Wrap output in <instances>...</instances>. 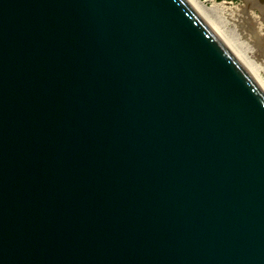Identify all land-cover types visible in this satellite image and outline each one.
Wrapping results in <instances>:
<instances>
[{"label": "water", "instance_id": "95a60500", "mask_svg": "<svg viewBox=\"0 0 264 264\" xmlns=\"http://www.w3.org/2000/svg\"><path fill=\"white\" fill-rule=\"evenodd\" d=\"M0 264H264V92L184 0H0Z\"/></svg>", "mask_w": 264, "mask_h": 264}, {"label": "rangeland", "instance_id": "374dc122", "mask_svg": "<svg viewBox=\"0 0 264 264\" xmlns=\"http://www.w3.org/2000/svg\"><path fill=\"white\" fill-rule=\"evenodd\" d=\"M199 2L205 8L214 10L212 12L213 16L216 14L214 19L223 23L220 25L242 46L246 56L258 66L264 81V8L253 5L250 15H247L242 9L246 4L245 0H199Z\"/></svg>", "mask_w": 264, "mask_h": 264}, {"label": "bare ground", "instance_id": "6f19581e", "mask_svg": "<svg viewBox=\"0 0 264 264\" xmlns=\"http://www.w3.org/2000/svg\"><path fill=\"white\" fill-rule=\"evenodd\" d=\"M190 8L209 26V28L216 34V36L221 40V42L226 46V48L232 53L236 60L241 64V66L248 72L251 78L258 84L261 90L264 92V81L262 80L259 72L258 66H256L253 61H251L245 54L242 46L237 43V41L227 33L225 28L214 19L211 9L205 8L199 0H184ZM246 4L242 7L247 15H250L251 7L253 5H259L264 8V0H245ZM242 10V11H243ZM216 18V17H215ZM218 18V17H217ZM221 24V25H220ZM252 24V23H251Z\"/></svg>", "mask_w": 264, "mask_h": 264}]
</instances>
